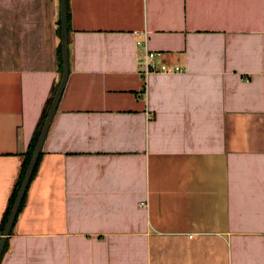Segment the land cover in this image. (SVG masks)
Returning <instances> with one entry per match:
<instances>
[{
    "label": "crops",
    "instance_id": "0c3cea01",
    "mask_svg": "<svg viewBox=\"0 0 264 264\" xmlns=\"http://www.w3.org/2000/svg\"><path fill=\"white\" fill-rule=\"evenodd\" d=\"M59 2L0 0V225L61 78ZM66 2L68 78L0 264H264V0ZM144 40L182 71L144 80Z\"/></svg>",
    "mask_w": 264,
    "mask_h": 264
},
{
    "label": "water",
    "instance_id": "95a60500",
    "mask_svg": "<svg viewBox=\"0 0 264 264\" xmlns=\"http://www.w3.org/2000/svg\"><path fill=\"white\" fill-rule=\"evenodd\" d=\"M60 49H61V62H62V69H61V78L58 83V86L54 92L52 101L49 105L47 110L45 119L41 126L38 138L36 140L32 155L30 157L28 166L22 178L21 184L19 186L18 192L16 194L15 200L13 205L10 209L8 218L6 220L5 226L3 228L1 237H0V260L6 245V241L10 232L14 226V222L18 216L19 209L23 198L25 196L26 190L30 183L32 173L35 169L36 163L38 161L39 154L41 152L42 145L46 138V134L48 132L49 126L51 124L52 118L62 96L64 87L66 85V81L69 74V63H68V24H67V15H66V0H60Z\"/></svg>",
    "mask_w": 264,
    "mask_h": 264
},
{
    "label": "built area",
    "instance_id": "2783aa9c",
    "mask_svg": "<svg viewBox=\"0 0 264 264\" xmlns=\"http://www.w3.org/2000/svg\"><path fill=\"white\" fill-rule=\"evenodd\" d=\"M158 55L154 52H150L147 49L146 40L136 42V61L140 72L143 75V79L146 80L149 74H166L171 75L177 72H181L182 68L178 66L168 67L165 63L155 64L154 60ZM142 207L145 205L141 204Z\"/></svg>",
    "mask_w": 264,
    "mask_h": 264
},
{
    "label": "trees",
    "instance_id": "16d2710c",
    "mask_svg": "<svg viewBox=\"0 0 264 264\" xmlns=\"http://www.w3.org/2000/svg\"><path fill=\"white\" fill-rule=\"evenodd\" d=\"M66 15H67V24H68V19H69V18H68V13H67V2H66ZM59 24H60V23H59ZM60 31H61V30H60V28H59V35H60ZM58 61H59V66H60V70H61V69H62V62H61V49H60V46H59V48H58ZM51 101H52V99L49 101L48 106H49V104H50ZM46 113H47V108H46V110L44 111V113H43V115H42L41 121H40V123H39V125H38V129L36 130L35 135H34V138L32 139L31 144H30V146H29L28 152H27L26 155H25L24 162H23L22 167H21V171H20V175H19L18 181H17V183H16V185H15V188H14V190H13L11 196H10V199H9V201H8L7 209H6L5 213H4V216H3V218H2L1 225H0V231H1V233H2L3 228H4V226H5L6 220H7V218H8V215H9L10 209H11V207H12V205H13L14 200H15L16 194H17V192H18V189H19V186H20V184H21V181H22V178H23V176H24V173H25V171H26V168H27V166H28V163H29L30 157H31V155H32V152H33V149H34V146H35L36 140H37V138H38V135H39V132H40L41 126H42L43 121H44V119H45ZM40 157H41V154H39L38 161H37L36 166H35V169H34V171H33V173H32V177H31L30 182H31L32 179L34 178V175H35V173H36V170H37V167H38V164H39V161H40ZM24 200H25V196H24L23 201H22V203H21V206H20L19 212L21 211V208H22V206H23ZM5 248H6V247H5ZM5 248H4V251H5ZM4 251H3V252H4Z\"/></svg>",
    "mask_w": 264,
    "mask_h": 264
}]
</instances>
